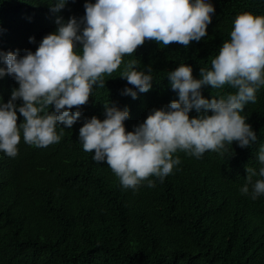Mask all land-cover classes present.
Masks as SVG:
<instances>
[{
    "label": "trees",
    "instance_id": "trees-1",
    "mask_svg": "<svg viewBox=\"0 0 264 264\" xmlns=\"http://www.w3.org/2000/svg\"><path fill=\"white\" fill-rule=\"evenodd\" d=\"M211 2L215 13L200 41L185 47L146 40L124 57L153 68L147 93L137 99L121 94L132 87L119 76L122 65L105 77V88L94 89L71 128H57L62 131L59 143L36 147L21 139L18 155L0 153V264H264V196L252 200L239 191L246 166L259 167L255 153L264 144V88L242 113L257 134L255 144L241 148L233 142L227 152L207 151L199 159L177 152L181 164L154 188L123 189L109 166L96 163L79 141L85 119H104L107 101L129 108L124 123L132 131L152 109L178 99L168 71L185 63L199 78L200 68H210L222 42L230 38L237 14L264 15V0ZM49 3L0 0V51L34 52L56 30L57 15L67 20L85 14L86 0H67L56 14ZM17 87L12 77L0 78V99L8 102ZM201 91L211 99L233 90L206 86ZM17 115L19 124L23 117Z\"/></svg>",
    "mask_w": 264,
    "mask_h": 264
},
{
    "label": "clouds",
    "instance_id": "clouds-1",
    "mask_svg": "<svg viewBox=\"0 0 264 264\" xmlns=\"http://www.w3.org/2000/svg\"><path fill=\"white\" fill-rule=\"evenodd\" d=\"M66 4L67 0H50L49 8L56 14ZM84 9L80 18L57 15L56 30L45 35L34 52L0 51V78L8 75L18 84L8 102L0 99V153L15 157L21 139L36 147L59 143L62 131L57 128H71L94 89L105 88V77L122 65L119 76L132 87L126 86L121 94L137 99L139 93H147L153 68L141 67L137 59L125 62L124 57L132 56L146 40L185 47L198 42L215 13L211 0H86ZM229 36L211 67L200 68L199 78L185 63L168 71L178 99L152 109L132 131H126L124 123L130 118L129 108L110 101L104 103L103 120L85 119L79 128L83 150L91 152L96 163H106L123 189L137 192L163 183L181 164L177 152L199 159L207 151L227 152L233 142L241 148L257 142L242 113L264 88V15L237 14ZM29 41L35 43V38ZM206 86L233 91L208 99L201 91ZM193 111L196 115L190 116ZM17 113L23 117L19 124ZM255 157L259 167L246 166L239 189L252 200L264 196V144Z\"/></svg>",
    "mask_w": 264,
    "mask_h": 264
}]
</instances>
